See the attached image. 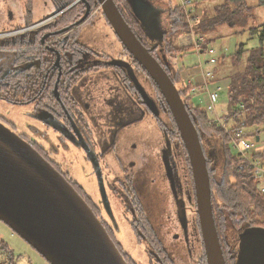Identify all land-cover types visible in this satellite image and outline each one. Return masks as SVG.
<instances>
[{
	"label": "rangeland",
	"instance_id": "obj_1",
	"mask_svg": "<svg viewBox=\"0 0 264 264\" xmlns=\"http://www.w3.org/2000/svg\"><path fill=\"white\" fill-rule=\"evenodd\" d=\"M140 1L158 12L163 35L169 38L172 31L169 13L171 8L180 5L182 1ZM224 1L191 0L189 8L192 9V13L190 15H195L196 20L202 16L211 17L215 13V7ZM249 4L254 7L253 17H248L236 24L218 25L207 34L208 38L212 39V42L208 44L213 46L214 54H199L196 48H194V50L178 57L176 61L173 60L175 62L178 61L177 66L183 69L181 74L185 83L191 82L192 88L189 90V94L191 95L190 102L207 108L209 91H217L220 88L216 112H209L211 116L217 114H219L218 117L223 116L229 103L231 66L227 62H222L221 58L224 55H230L238 51L241 44L245 48L260 45V39L263 35L264 6L259 5L257 0H249ZM253 28L258 29L256 34H251ZM207 35L196 33L194 28L191 27V34L181 32L177 34L175 42L177 45L190 44L194 43L195 39H198L199 36H203L207 40ZM78 40L90 49V54L85 58L87 61L109 64L129 61L128 55L123 51L122 43L118 39L114 29L106 23L101 11H96V14L90 20L81 25L78 31ZM212 57H217L220 60L217 61L216 65L214 64L211 67L208 65L204 66L206 72L209 69L213 71V76L208 78V91L205 89L207 87L204 81L206 75L203 74L200 68V62L205 64ZM114 71L115 69L108 65L94 70V72L86 75L87 79L82 80L83 83L80 84L78 89L81 96H85L88 92L91 96L94 95L89 112L95 113L97 123L92 122L91 124L89 122V124L91 130L94 132V141L97 147L95 149L99 154L102 152L103 145L98 146L96 141L100 135V131L107 126L106 119L111 110L108 99L118 95V100L121 102V100H125V97L128 98L129 96V93L126 92V89H129L128 85L126 82H119L115 78ZM137 73L140 83L146 88V92L152 98L149 85L141 74ZM176 85L180 88L178 83ZM132 98L136 99L137 94L132 95ZM77 99L78 101H84L80 97H77ZM85 115L87 116V114ZM0 120L14 132L28 135L32 140L49 150V143L45 134L48 132L54 136L53 134L55 133L52 129L46 128L45 121H43L41 114H38L34 105L12 104L0 99ZM233 124V119H230L228 126L230 127ZM242 132L244 134L243 138L248 141H256V137L259 136L260 141L256 142L257 146L264 143V123L260 125L246 123L242 126ZM115 140V148L113 147L106 153V158L110 162V165L105 168V173L108 176H123L122 170L130 167L132 168L130 173L135 177L137 185H140L142 188L143 183H151L153 185L152 196L155 200V211L149 210L147 206L145 208L166 249L178 264H197L202 255V245L197 226L193 221V202H191L190 198H185L186 228L184 231L178 232V227L175 224V222L178 224L180 221L178 205L175 203L174 193L167 176L166 153L169 154V146L166 144L167 141L163 131L157 127L151 113H146L143 118L125 125L118 136H115ZM51 151L52 158L62 165L63 171L69 173L74 180L87 190L89 195L95 197V188L98 189L97 181L93 173L92 163L87 162L82 157L83 151L73 144H69V148L65 149L57 145L56 150L52 149ZM234 151L236 152V148H234ZM260 162L264 165V158ZM221 163L222 159H219V164ZM263 184L264 178H260V185ZM114 210L117 221L116 236L125 250L139 264H156L150 261L147 241L138 242L136 240L129 224L130 213L123 211L122 206ZM0 225L5 227L1 223ZM246 228V225H243L239 230L231 226L229 227L228 237L232 244H238L240 234ZM5 229L4 234L8 236L15 254L19 256V264H28V256H31L35 260L36 254L30 251V248L22 241L23 238L17 233L13 234L12 229L10 230L6 227Z\"/></svg>",
	"mask_w": 264,
	"mask_h": 264
},
{
	"label": "flooded vegetation",
	"instance_id": "obj_2",
	"mask_svg": "<svg viewBox=\"0 0 264 264\" xmlns=\"http://www.w3.org/2000/svg\"><path fill=\"white\" fill-rule=\"evenodd\" d=\"M77 5L81 10L84 5L86 7L79 19H77L75 9L70 11ZM88 6L90 12L82 20ZM92 8L89 0H0V99L12 104H30L36 107L38 114H41L45 121L46 128L52 129L55 133L54 136L48 132L45 134L49 150L32 140L28 135H19L28 142L39 144L45 158L53 165L60 167L62 172H64L62 165L52 158L51 150H56L57 145L65 149L69 148V144H73L83 151V159L92 163L98 185V189L95 188V197L89 195L84 188L85 199L107 232L122 245L116 236L117 221L114 209L122 206L123 211L130 213L131 228L133 224L137 223L136 215L141 206L144 208L147 206L149 210L155 211V200L152 196L153 185L149 182L143 183L142 188L137 185L135 177L130 173L132 171L130 167L122 170L123 176H108L105 173V168L110 165V162L107 161L106 153L113 147L115 148V136H118L125 125L143 118L146 113H151L152 110L147 103H143L144 100L139 89L132 91L130 85L129 96L125 97V100L119 102L118 95L112 96L111 99L118 100L117 117H114L113 112H109L106 119L107 126L100 131L96 141L98 146L103 145L102 152L97 153L94 132L89 124V122L97 123L95 113L89 112L94 95L91 96L88 92L85 96H81L78 92L80 84L83 83L82 80L87 79L88 73L94 72L93 65L109 66V63L85 60L86 56L90 54V49L78 40V31L81 25L90 20L96 11L103 12L100 4L94 11ZM77 42L84 46L82 54L78 57ZM104 66L101 65L97 69ZM63 68L71 71L66 73L65 79L62 78ZM115 75V78L122 82L118 74L115 73ZM62 79L65 81L64 91L61 88ZM133 93L137 94L136 99L132 98ZM2 94L11 97L16 94L18 96L17 99H7ZM20 97L23 99L20 100ZM77 97L84 101H78ZM128 120L129 122H127ZM165 138L166 144L169 146V154L166 153L167 176L174 193L175 203L177 205L184 204L185 198H190L192 201V181L189 169L179 146L166 136ZM99 171L103 176L107 198H104L101 192ZM192 211L193 214L196 213V208L193 206ZM0 223L11 230L3 221L0 220ZM175 224L178 227V232L184 231L186 228V224H183L181 220ZM5 227L0 225V264H19V256L15 254L8 236L4 234ZM11 231L15 234L13 230ZM22 241L37 256L36 261L28 256V264H50L28 242L24 239ZM234 246L237 249V260L239 242Z\"/></svg>",
	"mask_w": 264,
	"mask_h": 264
},
{
	"label": "water",
	"instance_id": "obj_3",
	"mask_svg": "<svg viewBox=\"0 0 264 264\" xmlns=\"http://www.w3.org/2000/svg\"><path fill=\"white\" fill-rule=\"evenodd\" d=\"M116 35L161 91L188 153L195 190L196 213L208 264H226L212 207L207 159L198 130L176 84L127 23L114 0H98ZM147 36L160 43L164 35L157 11L130 0ZM90 12L82 18L84 20ZM127 70L143 100L157 113L129 62ZM59 97V96H58ZM231 109V107H229ZM260 137H256V142ZM101 192L107 198L103 176ZM186 224V207L178 204ZM0 220L28 242L50 264H128L102 222L72 183L34 146L0 121ZM236 264H264V227H247L239 237Z\"/></svg>",
	"mask_w": 264,
	"mask_h": 264
},
{
	"label": "trees",
	"instance_id": "obj_4",
	"mask_svg": "<svg viewBox=\"0 0 264 264\" xmlns=\"http://www.w3.org/2000/svg\"><path fill=\"white\" fill-rule=\"evenodd\" d=\"M89 1L93 6L92 11L97 9L99 1ZM114 1L138 38L150 49L153 56L167 71L174 83L180 85V88H177L198 130L207 159L212 190L213 213L226 264H235L237 249L229 240V227L231 226L236 230L241 229L243 225L247 227H264V193L261 189L260 178L254 176L255 167L252 164L264 158V151H252L249 154H242L235 152L232 147V141L237 133H240V137L243 138L242 126L244 124L260 125L264 123V24L262 26L263 35L260 39L259 46L245 48L241 44L238 51L230 55H224L221 58L222 62H227L231 66L229 103L225 114L217 119L215 116L210 115L207 108L190 102L191 95L189 94V90L192 88L191 82L188 84L185 83L181 74L183 69H180L177 66L178 61H175L178 57L194 50L196 44L192 42L190 44L177 45L175 38L181 32L191 34V27L194 28L196 33L207 35L218 25L236 24L248 17H253L254 7L250 6L249 0H225L222 4L215 7L213 16H202L198 20H196L195 15H189L183 5H177L171 8L169 13L170 28L172 30L170 32L171 36L167 38L164 35L161 43L147 36L141 22L134 13L130 0ZM257 2L259 5L264 6V0H257ZM85 8L84 5L81 10L79 5H77L70 11L75 9L77 19H79L84 13ZM102 14L104 15L103 12ZM104 18L106 23L112 28L105 15ZM257 32V28L251 30V34H256ZM206 39L202 43L203 48H206L207 44L212 42V39L208 38V35ZM122 46L123 51L129 57L128 62L133 66L137 77V72H139L151 89V99L156 103L158 110L157 113L153 111L151 113L157 127L163 131L169 140L174 141L183 153L184 161L188 166L192 181L191 202H193V207L196 208L193 175L188 153L169 106L147 71L134 59L123 43ZM76 47L79 52L77 54L78 57L82 54L81 52L84 50V46L80 42H77ZM101 65L104 66V64ZM101 65H93V70H96ZM109 66L115 69V73L118 74L122 82H126L128 88L130 85L132 91L137 89L124 67L116 66L113 63L109 64ZM70 72L63 68L62 78L65 79L66 73ZM63 79L61 88L64 91L63 85L65 81ZM129 89H126L127 93ZM2 96L7 99H17L18 95L16 94L11 97L10 95L2 94ZM22 99L20 97V100ZM143 103L145 102L143 101ZM230 119H233L234 124L229 127ZM30 143L43 155L42 148L39 144ZM219 159H222L221 164H219ZM55 168L61 171L60 167L55 166ZM61 173H63L85 199L84 188L69 173L62 171ZM136 216L137 223L133 224L131 228L138 242H142L143 240L147 241L150 261L160 264H178L166 249L163 240L157 233L151 218L143 206L140 207ZM193 221L197 225L202 245V255L200 256L198 264H208L202 243L197 213L193 214ZM109 235L116 243L128 264H139L110 233Z\"/></svg>",
	"mask_w": 264,
	"mask_h": 264
},
{
	"label": "built area",
	"instance_id": "obj_5",
	"mask_svg": "<svg viewBox=\"0 0 264 264\" xmlns=\"http://www.w3.org/2000/svg\"><path fill=\"white\" fill-rule=\"evenodd\" d=\"M181 1H182L181 5L185 7L186 12L190 15V13H192V9L189 8V5L191 4V0H181ZM204 40L205 39L203 36H199L198 39H195L196 51L199 54H202V53L214 54V48L210 44H208L206 48L201 47V43ZM217 61H218L217 57H212L210 60L206 61L207 63L205 64L200 62V68L202 69L203 74L206 75V79H204V81H205V86L207 85V87L205 89L208 91H209L208 78L213 76V71L209 69V71L206 72V70L204 69V66L208 65L211 67L212 65L216 64ZM219 90L220 88H218L217 91H213V92L209 91V102L207 104V110L209 112H213V113L216 112V103L218 102V99H219V95H218ZM215 116L218 117V114ZM232 147L233 149L236 148V152H239L242 154L244 153L249 154V152L257 151L258 146L255 141L245 140L244 138L240 137V133H237L232 141ZM260 161L261 160H258L252 163L255 167L254 176L257 178H264V165H262ZM261 189H262V192L264 193V185L261 187Z\"/></svg>",
	"mask_w": 264,
	"mask_h": 264
},
{
	"label": "crops",
	"instance_id": "obj_6",
	"mask_svg": "<svg viewBox=\"0 0 264 264\" xmlns=\"http://www.w3.org/2000/svg\"><path fill=\"white\" fill-rule=\"evenodd\" d=\"M117 102H118V100L115 99V98L109 100V102H108V104L111 106V110H110V111L114 113V117H115V118L117 117V113H118V111H117V107H116ZM257 151H258V152H262V151H264V143H263V144H260V145L257 147Z\"/></svg>",
	"mask_w": 264,
	"mask_h": 264
}]
</instances>
